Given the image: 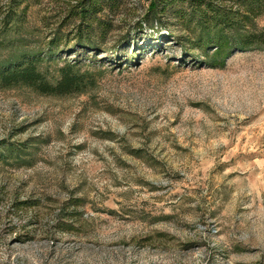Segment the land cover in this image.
Instances as JSON below:
<instances>
[{
  "label": "rangeland",
  "instance_id": "1",
  "mask_svg": "<svg viewBox=\"0 0 264 264\" xmlns=\"http://www.w3.org/2000/svg\"><path fill=\"white\" fill-rule=\"evenodd\" d=\"M149 2L105 6L81 48L78 0H0V61L43 49L50 80L94 79L0 87V264H264V52L182 56Z\"/></svg>",
  "mask_w": 264,
  "mask_h": 264
},
{
  "label": "trees",
  "instance_id": "2",
  "mask_svg": "<svg viewBox=\"0 0 264 264\" xmlns=\"http://www.w3.org/2000/svg\"><path fill=\"white\" fill-rule=\"evenodd\" d=\"M24 1L11 0L13 9L19 8ZM116 1L78 0L79 5H73L70 16L78 18L84 26L78 28L79 47H84L83 39L90 35L89 29L100 20L99 14L105 6L110 7ZM15 16L16 11L6 15V26ZM263 16L264 0H150L142 23L156 21L165 26L163 20L175 19L176 25L183 30L178 37L184 36L191 45L183 50L182 56L191 57L192 52L199 51L202 62L218 67L224 65L235 51L257 48L264 52V25L258 24V19ZM99 24L103 23L99 21ZM167 30L177 35L170 28ZM43 52V49L20 51L1 60L0 87L27 86L42 94L63 96L82 92L94 85L92 76L82 71L76 62L61 65L57 79L50 80L41 69L45 60ZM47 52L53 56L60 52V48L51 41ZM113 56L119 59L120 55L115 50Z\"/></svg>",
  "mask_w": 264,
  "mask_h": 264
}]
</instances>
